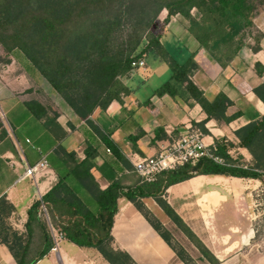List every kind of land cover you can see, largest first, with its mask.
I'll list each match as a JSON object with an SVG mask.
<instances>
[{"label":"trees","instance_id":"16d2710c","mask_svg":"<svg viewBox=\"0 0 264 264\" xmlns=\"http://www.w3.org/2000/svg\"><path fill=\"white\" fill-rule=\"evenodd\" d=\"M259 5H264V0H0V44L6 53L20 50L110 149L112 143L89 116L97 107L106 109L113 100L121 101L123 95L130 93L131 89L123 79L135 69L149 71L147 67L132 66L133 61L149 55L169 69V76L151 93L179 97L188 104L198 103L206 113V118L198 123L203 132H208L204 124L209 119L229 122L240 115V112L226 115L232 102L223 92L212 100L204 96L192 80L198 68L195 52H190L183 60L176 59L164 41L163 29L171 16L181 15L188 22L187 30L199 47L224 67L243 46L252 51L260 49L262 34L253 36L251 30ZM162 9L166 10V16L159 20L158 13ZM247 38H252L254 43L248 44ZM254 69L257 75H263L264 66L260 62L254 63ZM252 91L264 103V80ZM28 105L37 117L47 115L46 107L41 104L31 102ZM234 134L238 139L236 145L246 148L252 156V162L246 167L240 165L238 157L228 153L234 146L232 142L215 140V153L223 157L226 164L201 157L194 163L187 162L162 171L151 182L139 180L134 185L124 186L119 180H113L104 189L99 187L90 170L97 153L91 144L87 145L81 160L73 151H65V161L72 163L68 173L91 196L92 205L61 177L30 206L26 231L1 229L0 239L16 264H35L46 255L54 242L47 220H42L40 205L43 203L50 223L63 238L81 247L97 249L109 264H137L127 251L113 247L114 215L118 211V199L125 198L133 203L176 256L189 264L191 258L185 248L172 241V232L146 208L142 198L152 197L178 229L196 237L163 195L170 185L198 175L262 179L264 116L237 128ZM33 217L42 221L40 234H37L42 238V244L32 245L39 250L31 258L28 254L32 247L30 236L37 233L30 227ZM198 248L209 255L212 264L218 263L200 241Z\"/></svg>","mask_w":264,"mask_h":264},{"label":"crops","instance_id":"0c3cea01","mask_svg":"<svg viewBox=\"0 0 264 264\" xmlns=\"http://www.w3.org/2000/svg\"><path fill=\"white\" fill-rule=\"evenodd\" d=\"M173 21L168 20L164 36L169 51L178 60L195 52L198 68L192 75L193 82L208 100L223 92L232 102L226 109V115L240 112L229 122L207 120L204 124L208 130L204 132L206 141L232 142L234 146L229 149V154L238 157L240 164H250L252 156L246 148L236 145L238 139L234 131L264 116V103L252 91L254 86L264 80V73L259 76L254 69L257 61L264 66V34L259 41L258 51H252L245 45L223 67L204 48L199 47L187 30L188 22L186 24L185 21L183 29L173 30L170 28V25L175 26ZM261 21H264L262 14L253 18L258 27ZM17 51L12 50L9 54L11 61L0 68V230L24 233L30 206L41 199L61 177L85 202L92 205L91 196L68 173L72 163L65 161V151H73L76 158L81 160L85 157L87 145L91 144L97 153L90 170L99 187L104 189L113 180L130 186L140 180L133 171L130 159L156 153L162 144L178 136L187 126H198L206 118V113L198 103L188 104L179 97L151 93L169 76V69L165 63L149 55L145 58L151 76L147 82L139 84L140 78H135L132 72L123 79L130 87V93L123 95L121 101L113 100L106 109L97 107L89 116L112 143L113 147L109 149L28 60L16 54ZM31 102L46 107L47 115L37 117L28 105ZM34 108L37 109V106ZM29 131H32V137L27 134ZM43 156L47 160V167L37 171L34 177L24 176L26 166L35 165ZM207 178L226 180L244 177L198 175L170 185L163 195H167V202L193 232L188 220L180 212L187 206L179 205L178 210L179 207L174 208L173 204L178 205L180 199L194 195H197L195 201L198 203L206 198L205 204L210 207L225 201L226 196L213 185L201 186V180ZM249 181L254 182V187L261 183L254 178H249ZM142 201L166 227L169 218L156 201L152 197L142 198ZM41 223L40 219L30 218L34 233L39 231ZM233 230L236 232L238 227L234 226ZM111 234L113 247L127 251L137 264H168L175 257V252L133 203L125 198L118 199V211L114 215ZM41 244V237L30 236V246ZM0 264H16L1 239ZM35 264L109 263L97 249L81 247L63 238L59 241L57 251L50 250Z\"/></svg>","mask_w":264,"mask_h":264},{"label":"rangeland","instance_id":"374dc122","mask_svg":"<svg viewBox=\"0 0 264 264\" xmlns=\"http://www.w3.org/2000/svg\"><path fill=\"white\" fill-rule=\"evenodd\" d=\"M259 14L264 17V5L258 6L254 17H258ZM165 16L166 10L162 9L158 13V19L163 20ZM170 19L174 20L173 24L175 26L170 25L173 30H181L185 26L186 20L179 14ZM263 22L259 23L260 27L253 22L251 28L253 36L264 34ZM166 33L167 26L163 29V34ZM247 42L253 44L254 40L247 38ZM0 52L2 58L1 68L4 63L11 61V59L9 57L10 53H6L1 44ZM17 52L16 54H21L23 58L27 59L20 50ZM143 60L145 68L147 62L145 59ZM28 62L30 63L29 60ZM133 73L135 78H140L139 84L146 83V80L151 77L149 71H143L140 68L133 70ZM38 74L40 73L38 72ZM6 117L9 118L8 114H6ZM27 134L32 137V131ZM259 180L261 183L254 187V182L249 181V178L202 179L201 186L213 185L227 199L210 207L205 204L206 198L198 203L195 201L197 195H194L180 199L178 205L173 204L174 208L179 207V205L187 206L180 212L195 231L196 237H190L178 229L170 219L165 223L166 227L172 232V241L184 247L190 256L189 264H212L209 255L203 254L199 250L198 241L203 243L218 260L217 264H264V177ZM164 199L167 200V195ZM177 209L180 210V207ZM41 216L42 220L46 222L45 215ZM234 226L238 227L236 232H233ZM37 234L40 233L37 232L35 236ZM38 250L39 247L32 246L28 253L29 256L34 258ZM168 264L187 263L181 261L175 254V257L169 260Z\"/></svg>","mask_w":264,"mask_h":264},{"label":"built area","instance_id":"2783aa9c","mask_svg":"<svg viewBox=\"0 0 264 264\" xmlns=\"http://www.w3.org/2000/svg\"><path fill=\"white\" fill-rule=\"evenodd\" d=\"M132 66L144 68V60L133 61ZM1 118H3L2 115ZM215 150V143L206 141V136L199 126L189 125L178 136L162 144L156 153L138 156L130 159V161L133 171L140 177V180L151 182L155 180L160 172L174 169L187 162L194 163L201 157H207L217 163L226 164L225 159L217 155ZM47 165V160L43 156L35 165L26 166L24 176L34 177L37 171L45 169ZM240 165L246 167V164ZM40 211L45 215L54 242L51 250L57 251L59 241L63 239V234L50 223L47 209L43 203L40 205Z\"/></svg>","mask_w":264,"mask_h":264}]
</instances>
